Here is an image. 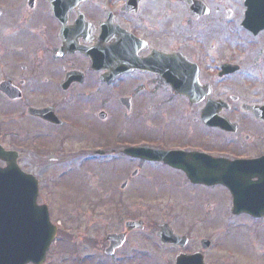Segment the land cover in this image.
<instances>
[{
	"label": "flooded vegetation",
	"instance_id": "flooded-vegetation-1",
	"mask_svg": "<svg viewBox=\"0 0 264 264\" xmlns=\"http://www.w3.org/2000/svg\"><path fill=\"white\" fill-rule=\"evenodd\" d=\"M155 3L0 0V145L57 225L44 264H264V85L239 61L264 79V0ZM213 4L235 35L207 30ZM232 77L237 93L216 88Z\"/></svg>",
	"mask_w": 264,
	"mask_h": 264
},
{
	"label": "water",
	"instance_id": "water-1",
	"mask_svg": "<svg viewBox=\"0 0 264 264\" xmlns=\"http://www.w3.org/2000/svg\"><path fill=\"white\" fill-rule=\"evenodd\" d=\"M48 1L54 6L63 0ZM0 160L7 163L0 170V264H43L55 228L49 223L47 208L36 204L38 184L19 171L15 154L0 148Z\"/></svg>",
	"mask_w": 264,
	"mask_h": 264
},
{
	"label": "rangeland",
	"instance_id": "rangeland-1",
	"mask_svg": "<svg viewBox=\"0 0 264 264\" xmlns=\"http://www.w3.org/2000/svg\"><path fill=\"white\" fill-rule=\"evenodd\" d=\"M16 0H12V2H14ZM182 3V0H156V3H155V6H157V12L159 13L160 12V8L163 7V6H173V10L175 9V6L179 5ZM235 4V3H234ZM234 4H229L228 6H233ZM212 7V16H211V19L207 21L206 23V28L207 30H210L211 32H213V36L215 39L219 40V38H223V36L225 35H228V36H233L232 34H236L235 32V19L234 20H230V21H227L225 18L222 19L220 17H217V15L221 16V12H222V9H220L218 7L217 4H213L211 5ZM42 19L45 18L44 15H42L41 17ZM230 54H226V56H228ZM225 56V57H226ZM246 56L245 55H241L240 57V62L242 63L240 65L241 67V74H244V73H247L246 77H255V79H253V84L255 85H258V86H263L264 85V79L261 78V77H257V73H256V61L254 58H250V59H247V66H248V69L247 67L244 65V58ZM239 59V58H238ZM239 77H232V79H229L228 80V88L230 89H225L223 88V84L220 86V85H217V89H224V91L227 93H237L239 91V87L242 86V82L240 80H238ZM31 121H28L26 120V123H24L22 125V128H26V127H29ZM142 131L139 130L138 128H136V130L133 131L132 133V136H142ZM86 169V166L83 167V173L81 172L80 174L82 175V178L81 180L84 178V175H85V170ZM42 172H43V177L44 178H47V177H50L52 174H51V170H52V167L51 165H49L48 167L44 168V169H41ZM38 178V176H37ZM77 193H80L79 195H75L73 196L72 200L68 201L72 206H69V208H72V207H86L88 205V195H87V192L85 190L82 189V191H77ZM45 197V199H44ZM43 197V201L45 202H49V204H51L52 206V214H53V219H58L60 221H63V224L65 223L66 224V229L69 231H74V232H79V234H82V236H87L89 237L90 234H89V229H90V226H91V223H90V218L87 217V214L85 215H79L77 217H73L72 219V216L69 217V216H60L59 214H57V209H58V203L55 201L58 199L56 193H48L46 195H44ZM47 198H49L50 200H46ZM69 203H66V204H63L64 207H66V205H68ZM61 208V206H60ZM64 224V225H65ZM85 255V253L83 254ZM53 256V255H52ZM86 256V255H85Z\"/></svg>",
	"mask_w": 264,
	"mask_h": 264
}]
</instances>
